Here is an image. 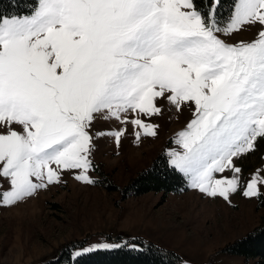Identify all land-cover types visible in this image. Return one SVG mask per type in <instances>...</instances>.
I'll list each match as a JSON object with an SVG mask.
<instances>
[{"label": "snow or ice", "instance_id": "snow-or-ice-1", "mask_svg": "<svg viewBox=\"0 0 264 264\" xmlns=\"http://www.w3.org/2000/svg\"><path fill=\"white\" fill-rule=\"evenodd\" d=\"M222 7V0H209L206 11L197 0H38L31 15L0 16V176L11 184L0 202L13 205L58 182V168L82 170L76 178L95 183L87 173L97 115L125 125L109 133L117 143L129 124L137 139L155 137L159 125L141 116L161 115V101L193 108L177 139L185 151L171 153V164L211 196L238 191L233 159L264 139V0H234L224 27ZM246 25L260 26L252 42L219 35ZM226 170L233 175L214 178ZM260 185L257 173L244 195H259Z\"/></svg>", "mask_w": 264, "mask_h": 264}, {"label": "rangeland", "instance_id": "rangeland-1", "mask_svg": "<svg viewBox=\"0 0 264 264\" xmlns=\"http://www.w3.org/2000/svg\"><path fill=\"white\" fill-rule=\"evenodd\" d=\"M227 22L218 23L224 27ZM259 30V25H246L230 35H219L226 43L237 44L257 39ZM161 106V115L141 116L159 125L155 137L141 135L137 139L136 127L129 124L119 143L109 133L125 125L105 119L106 113L97 115L90 129L93 166L87 173L95 183L77 179L82 170L58 168V182L13 205L0 202V264L43 262L57 257L67 246L75 255L88 248H105L98 247L101 245L117 249L146 243L174 250L183 264H258L256 258L222 249L254 229L264 215V185L259 186V195H244L255 174L264 176V139L258 138L254 151L233 159L241 168L240 185L227 199L192 187L190 177L176 167L187 179V190L123 195L124 188L160 154L172 165L171 153L185 151L177 139L193 118V108L184 106L177 111L164 101ZM213 175L221 178L233 173L226 170ZM111 184L117 190H110ZM10 190L8 178L0 176V193Z\"/></svg>", "mask_w": 264, "mask_h": 264}, {"label": "trees", "instance_id": "trees-1", "mask_svg": "<svg viewBox=\"0 0 264 264\" xmlns=\"http://www.w3.org/2000/svg\"><path fill=\"white\" fill-rule=\"evenodd\" d=\"M201 10L206 11L209 0H197ZM38 0H0V16L31 14ZM223 7L219 9L217 20L224 23L230 18L234 0H222ZM110 190H117L115 185ZM188 189L186 177L170 165L167 156L162 153L152 165L139 172L124 188L123 195L130 193L142 195L149 191H164L181 193ZM264 204V201H263ZM145 244V243H144ZM223 251L241 254L247 258H256L258 264H264V215L261 222L244 236L229 243ZM33 264H183L181 256L174 250L161 248L151 244L142 247L117 249L99 248L76 257L68 246L62 249L57 257Z\"/></svg>", "mask_w": 264, "mask_h": 264}]
</instances>
